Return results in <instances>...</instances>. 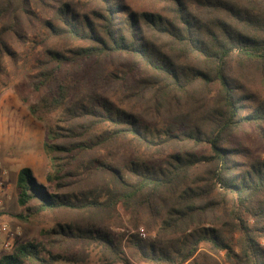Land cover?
I'll return each instance as SVG.
<instances>
[{"label":"trees","instance_id":"1","mask_svg":"<svg viewBox=\"0 0 264 264\" xmlns=\"http://www.w3.org/2000/svg\"><path fill=\"white\" fill-rule=\"evenodd\" d=\"M32 5L50 13L48 38L75 46L47 50L54 66L33 77L32 91L44 93L27 109L40 123L56 118L42 142L53 157L45 184L31 169L19 170L16 217L75 218L56 222L46 243L17 244L0 264H83L64 250L75 242L93 246L102 264H128L124 239L148 264H197L202 246L223 252L229 264H264V156L244 139L250 130L264 143V99L233 73L246 66L264 73V0H0V21L13 15L0 31V78L4 59L14 57L5 40L21 37L16 20L32 15ZM115 58L138 72L130 85L124 75L106 79L125 108L134 103L131 111L100 94L73 98L61 67ZM159 118L167 122L160 132L148 125ZM120 141L148 160H93L73 170L82 154ZM93 181L101 186L92 188ZM121 213L155 237L114 235L112 227L126 229ZM219 213L230 216L224 227L238 234L236 250L217 228Z\"/></svg>","mask_w":264,"mask_h":264},{"label":"rangeland","instance_id":"2","mask_svg":"<svg viewBox=\"0 0 264 264\" xmlns=\"http://www.w3.org/2000/svg\"><path fill=\"white\" fill-rule=\"evenodd\" d=\"M139 9H146L145 5H137ZM32 15L28 17H21L18 21V32L21 37H8L5 42L9 45L13 52L12 62L4 59V71L0 78V146L3 148L10 147L9 149L16 148L25 139H32V141H39L42 139V134L47 135L51 128L57 123L56 118L52 122L40 123L36 121L28 112V105L35 103L39 97L44 93H35L32 91L31 84L33 77L39 72L49 70L54 65L48 61L47 50H58L66 52L74 48L75 44L65 41H58L50 39L46 36L44 31V20L49 17V12L46 7L40 8L34 5L31 6ZM13 19V15L7 16L3 21H0V31L2 26L8 27L9 22ZM128 61L120 58L112 59L111 61H103L101 63L90 61L86 63H67L60 70H64L70 74L73 81L75 95L73 98L83 99L90 101L95 94L109 99L113 104L118 107L125 108L122 104L124 98L122 93L118 91V87L114 83L108 82L107 75L109 73L118 76L124 75L126 77V85H130L138 75V72H130L128 69ZM234 68V76L238 78L245 86L246 90L254 94L259 99H264V73L259 71L253 66L241 67L240 69ZM126 75V76H125ZM214 94V92H212ZM134 106L131 102L127 110ZM148 125L160 132L167 124L162 118L155 120H148ZM166 121H169L166 119ZM147 122V121H146ZM246 144L251 146L254 154H262L264 156V143L261 142L253 131H247ZM44 138V137H43ZM203 151V150H201ZM53 155H46L42 157L39 162L36 172L39 177L37 181L45 184L41 175L50 171V161ZM103 161L113 165L122 166L130 161H147V156L141 152H137L129 148L124 141L108 145L104 149L87 152L80 156L79 162L86 163L89 161ZM1 169V168H0ZM2 170V169H1ZM101 183L93 181L91 187H100ZM3 192V191H2ZM0 192V198L1 193ZM15 193L13 195L14 208L4 207L3 203L0 206V225L7 224L8 232L1 235L2 240H9L11 242V250H5L0 244V257L3 253H10L17 244L26 242H41L46 243L45 233L51 230L56 222H67L75 215L70 214L68 217H63L62 214L54 217L43 216L30 222L19 220L16 216L20 214L21 209L15 201ZM121 219L125 228H111L114 235H120L123 231L129 234H136L137 228H133L127 224V216L121 213ZM56 220V221H55ZM219 222H223L222 226L217 228L222 229V232L231 244V247L236 250L235 244L238 242V234L227 231L225 224L230 222V216L219 213L216 218ZM250 226L253 225L252 220H249ZM142 227V226H140ZM208 228H216L213 225H205ZM139 228V227H138ZM143 228V227H142ZM144 229V228H143ZM145 230V229H144ZM146 232V231H145ZM147 233V232H146ZM154 233H147V237L153 239ZM144 239V240H146ZM122 241L124 258L128 264H143L146 262L141 261L134 250L128 249L124 246ZM261 247L264 249V238L259 240ZM64 250L80 254L83 258V264H102L100 255L93 246H87L82 243H70ZM53 254L60 252V250H52ZM197 264H229L226 262L224 253H212L208 247L202 246L199 255L196 257ZM116 264H122L116 263ZM148 264V263H146Z\"/></svg>","mask_w":264,"mask_h":264},{"label":"crops","instance_id":"3","mask_svg":"<svg viewBox=\"0 0 264 264\" xmlns=\"http://www.w3.org/2000/svg\"><path fill=\"white\" fill-rule=\"evenodd\" d=\"M42 135L40 142L38 140L34 142L32 139L27 138L22 144L16 146V148L11 147V149H9L10 147L3 148L0 146V168L2 169H0V181H3L5 184V189L1 193L2 197L0 200L4 207L9 206L14 208L13 195L15 193L16 177L19 170L22 168H29L32 170L35 177H39L36 169L44 156V151L42 149L44 134ZM14 199L16 201V196ZM5 254L9 253L5 252L2 255Z\"/></svg>","mask_w":264,"mask_h":264},{"label":"built area","instance_id":"4","mask_svg":"<svg viewBox=\"0 0 264 264\" xmlns=\"http://www.w3.org/2000/svg\"><path fill=\"white\" fill-rule=\"evenodd\" d=\"M4 189H5V184L3 181H0V192H2ZM0 206H1V200H0ZM7 232H8L7 224H1L0 225V244H2V246L5 250L9 251V250H11V245H12L11 242L9 240H2L1 239V235L6 234ZM136 234L142 240L146 239V237H147V233L145 232V230L142 227L137 228ZM143 264H146V263H143Z\"/></svg>","mask_w":264,"mask_h":264}]
</instances>
